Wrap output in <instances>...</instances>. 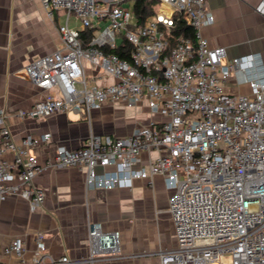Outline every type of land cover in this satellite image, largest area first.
Listing matches in <instances>:
<instances>
[{
    "label": "built area",
    "instance_id": "built-area-1",
    "mask_svg": "<svg viewBox=\"0 0 264 264\" xmlns=\"http://www.w3.org/2000/svg\"><path fill=\"white\" fill-rule=\"evenodd\" d=\"M208 1L154 0L140 22L136 0H41L51 15L65 11L66 21L58 26L60 46L23 68L46 96L31 108L0 109V202L18 197L31 212L42 210L47 192L35 178L50 168L85 169L88 189L131 188L135 179L152 183L160 175L172 192L177 245L156 253L159 264H264V59L259 52L229 58L226 47L210 45L202 34L215 22ZM257 11L264 14V0ZM72 16L79 26L70 25ZM182 22L193 38L177 32ZM126 42L128 59L116 53ZM93 67L99 85L89 87ZM108 103H146L153 119L125 137L91 133L77 149L59 145L45 164L37 148L53 145L52 132L17 140L7 121L71 111L90 119ZM34 243L30 250L23 237L13 238L3 254L15 261L0 264L123 258L122 232L94 221L87 257L51 255L42 231Z\"/></svg>",
    "mask_w": 264,
    "mask_h": 264
},
{
    "label": "crops",
    "instance_id": "crops-1",
    "mask_svg": "<svg viewBox=\"0 0 264 264\" xmlns=\"http://www.w3.org/2000/svg\"><path fill=\"white\" fill-rule=\"evenodd\" d=\"M262 1L209 0L215 22L202 29L203 36L213 47H226L229 58L259 52L264 59V14L257 11ZM65 21V11L51 15L41 0H0V109L31 108L46 96L23 68L60 46L58 26ZM76 21L70 25L79 26ZM152 119L146 103L135 108L108 103L92 110L90 119L71 111L40 119L10 116L7 121L17 140L52 132L53 145L37 148L38 160L45 164L59 145L77 149L91 133L125 137ZM35 180L47 192L42 210L31 212L18 197L0 202V262L15 261L3 254L10 240L23 237L31 250L39 231L45 233L51 255L87 257L89 221L122 232L123 258L110 264H159L156 253L177 245L169 211L172 192L160 175L152 183L135 179L131 188L115 189H88L86 171L79 167L45 169Z\"/></svg>",
    "mask_w": 264,
    "mask_h": 264
},
{
    "label": "trees",
    "instance_id": "trees-1",
    "mask_svg": "<svg viewBox=\"0 0 264 264\" xmlns=\"http://www.w3.org/2000/svg\"><path fill=\"white\" fill-rule=\"evenodd\" d=\"M155 10V2L154 0H136L135 4V12L137 16L140 18V22H144L145 18L153 13ZM178 33H183L187 37H194V31L190 26L185 25L183 22L179 24V29L177 31ZM93 34L92 30H85L83 31L84 37H91ZM131 49V45L126 42L125 46L119 47L116 50V53L122 57L128 59L130 57L129 51Z\"/></svg>",
    "mask_w": 264,
    "mask_h": 264
},
{
    "label": "rangeland",
    "instance_id": "rangeland-1",
    "mask_svg": "<svg viewBox=\"0 0 264 264\" xmlns=\"http://www.w3.org/2000/svg\"><path fill=\"white\" fill-rule=\"evenodd\" d=\"M126 5L131 7V6L133 5V3L128 2V3H126ZM71 21H72V25H73V23L76 21V19H75L74 16H72ZM76 22H77V21H76ZM119 41H121L120 38H119ZM96 73H97L96 68L93 67V68H89V69H88V73H87V78H86V80H87V85H88L89 87L94 86V85H99V82H97V81L94 79V76H96ZM248 90H249V89H248L247 86H241V87H240V91H241V92H247ZM97 170H100V169L97 168Z\"/></svg>",
    "mask_w": 264,
    "mask_h": 264
}]
</instances>
